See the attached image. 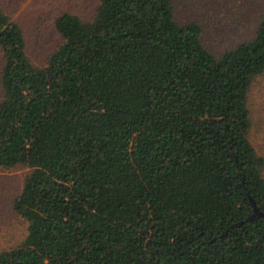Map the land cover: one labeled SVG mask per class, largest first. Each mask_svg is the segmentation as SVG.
I'll return each instance as SVG.
<instances>
[{"label":"trees","instance_id":"trees-1","mask_svg":"<svg viewBox=\"0 0 264 264\" xmlns=\"http://www.w3.org/2000/svg\"><path fill=\"white\" fill-rule=\"evenodd\" d=\"M54 19L45 66L0 10V168L28 169L24 240L0 264H264V157L248 94L264 9L219 56L171 0H97Z\"/></svg>","mask_w":264,"mask_h":264},{"label":"rangeland","instance_id":"rangeland-1","mask_svg":"<svg viewBox=\"0 0 264 264\" xmlns=\"http://www.w3.org/2000/svg\"><path fill=\"white\" fill-rule=\"evenodd\" d=\"M175 19L190 20L202 27V44L216 57L252 37L264 0H171ZM97 0H0V10L21 29L26 55L36 67L45 66L49 56L61 44L54 19L64 13L91 21ZM3 60L0 50V72ZM1 97V85H0ZM251 123L248 138L258 155L264 157V72L248 94ZM28 169L23 166L0 168V251L21 243L27 223L13 210Z\"/></svg>","mask_w":264,"mask_h":264},{"label":"water","instance_id":"water-1","mask_svg":"<svg viewBox=\"0 0 264 264\" xmlns=\"http://www.w3.org/2000/svg\"><path fill=\"white\" fill-rule=\"evenodd\" d=\"M252 207H253V213H252V217L255 216V215H264V214H261L257 209L256 207L254 206V204L252 203Z\"/></svg>","mask_w":264,"mask_h":264}]
</instances>
